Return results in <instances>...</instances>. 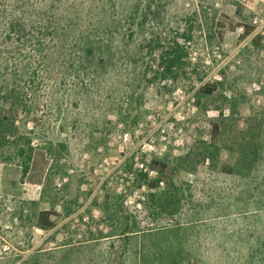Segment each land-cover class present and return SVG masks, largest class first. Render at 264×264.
<instances>
[{
    "label": "rangeland",
    "instance_id": "1",
    "mask_svg": "<svg viewBox=\"0 0 264 264\" xmlns=\"http://www.w3.org/2000/svg\"><path fill=\"white\" fill-rule=\"evenodd\" d=\"M128 13L186 64L165 73ZM261 20L264 0H0V264H264ZM152 158L176 214L150 200Z\"/></svg>",
    "mask_w": 264,
    "mask_h": 264
},
{
    "label": "trees",
    "instance_id": "2",
    "mask_svg": "<svg viewBox=\"0 0 264 264\" xmlns=\"http://www.w3.org/2000/svg\"><path fill=\"white\" fill-rule=\"evenodd\" d=\"M54 3L52 1L51 8L53 7ZM200 15L198 13H195L194 16L187 21L189 24L182 32V36L186 40H190L192 38L193 34V27L195 24L200 23ZM119 20L129 21L133 24V26H136V29L130 34L131 36L136 31L138 36L141 37L143 40L141 43L145 46V48H150L149 53L152 55L154 52L159 50V66L165 70V73H172L175 68H180L184 66L185 61L183 60L184 57H187L188 52L184 45L179 41V38H171L170 40L162 37V31L158 30V27L154 26V24L151 22V18H147L145 20L140 21L139 23H135L133 20V16L131 13H128L127 16H121ZM22 21L20 16L15 17V19H10L11 24H20ZM38 25H40L39 20L36 19L35 21ZM57 17L54 13H51L48 18V30H51V35H53L54 32H57L56 27ZM70 20L68 19L67 24H70ZM194 24V25H193ZM134 28V27H133ZM249 29V28H248ZM249 32V30H248ZM71 68L72 71L75 70L74 61L71 62ZM217 85L215 83H206L200 88L201 94L206 95H212L216 91ZM15 117V106H10L8 109L4 110L3 113V120L11 121ZM14 121V120H13ZM219 134V123L215 122L213 123V139H217V136ZM150 166L151 168L156 169L159 172V177L155 178H147L148 174L140 173L141 179L145 180L147 183V186L151 191L150 193V200L155 203V206L158 208L161 206L162 211H167L171 214H176L179 212L182 208L181 199L184 198L183 196H180V191L174 192V191H165L163 194H158V189L161 186V183L164 181L165 178L171 177L172 172H170L169 165L159 159V158H152L150 160ZM29 170V165H25L23 167V175L27 174ZM170 182H172L170 180ZM173 184V183H171ZM188 190L192 185L190 183H187ZM179 190L184 192L181 187H179ZM193 197V196H191ZM192 199V198H191ZM193 200V199H192ZM197 205V202H196ZM52 211L49 209H44L39 212L38 216V226L42 229H48L51 228L54 225V222L52 220ZM128 232L127 227L125 228ZM136 230H131V232H135ZM171 264H181V259H177L176 257L172 259Z\"/></svg>",
    "mask_w": 264,
    "mask_h": 264
},
{
    "label": "built area",
    "instance_id": "3",
    "mask_svg": "<svg viewBox=\"0 0 264 264\" xmlns=\"http://www.w3.org/2000/svg\"><path fill=\"white\" fill-rule=\"evenodd\" d=\"M260 22H264V21L261 20ZM257 23H258V19L255 20V24H257ZM262 24H263V23H262Z\"/></svg>",
    "mask_w": 264,
    "mask_h": 264
}]
</instances>
